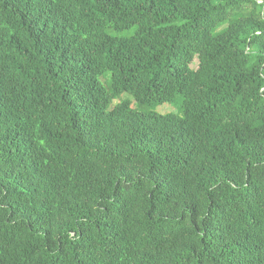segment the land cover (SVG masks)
Returning a JSON list of instances; mask_svg holds the SVG:
<instances>
[{
	"label": "trees",
	"instance_id": "16d2710c",
	"mask_svg": "<svg viewBox=\"0 0 264 264\" xmlns=\"http://www.w3.org/2000/svg\"><path fill=\"white\" fill-rule=\"evenodd\" d=\"M0 264H264V0H0Z\"/></svg>",
	"mask_w": 264,
	"mask_h": 264
},
{
	"label": "rangeland",
	"instance_id": "374dc122",
	"mask_svg": "<svg viewBox=\"0 0 264 264\" xmlns=\"http://www.w3.org/2000/svg\"><path fill=\"white\" fill-rule=\"evenodd\" d=\"M120 34L123 35H130L131 31H125ZM194 68L197 67V60L192 65ZM104 78V79H103ZM102 81L109 78V75L107 77H103ZM127 100L131 103V106L133 108H136L139 111L143 112H155L159 114H167V113H177L179 111V105L181 104V100H178L174 103H163V104H155V105H138L131 94L129 93H122L117 99L113 101V105L116 104L119 101Z\"/></svg>",
	"mask_w": 264,
	"mask_h": 264
}]
</instances>
